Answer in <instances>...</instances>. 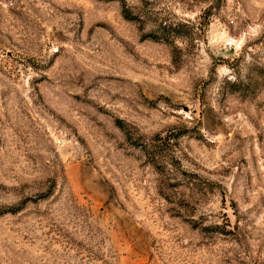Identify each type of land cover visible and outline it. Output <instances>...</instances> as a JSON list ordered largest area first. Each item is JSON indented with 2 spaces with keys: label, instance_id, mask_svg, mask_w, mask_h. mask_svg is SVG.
Returning <instances> with one entry per match:
<instances>
[{
  "label": "rangeland",
  "instance_id": "1",
  "mask_svg": "<svg viewBox=\"0 0 264 264\" xmlns=\"http://www.w3.org/2000/svg\"><path fill=\"white\" fill-rule=\"evenodd\" d=\"M0 264H264V0H0Z\"/></svg>",
  "mask_w": 264,
  "mask_h": 264
}]
</instances>
